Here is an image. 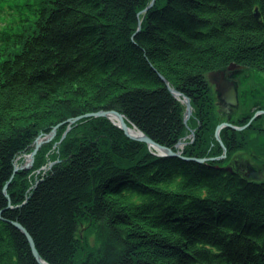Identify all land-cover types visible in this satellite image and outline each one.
Wrapping results in <instances>:
<instances>
[{
	"label": "trees",
	"instance_id": "16d2710c",
	"mask_svg": "<svg viewBox=\"0 0 264 264\" xmlns=\"http://www.w3.org/2000/svg\"><path fill=\"white\" fill-rule=\"evenodd\" d=\"M14 1L27 16L0 38V264H40L13 220L50 264H264V178L232 166L264 145V114L222 128L227 156L214 159L226 115L208 77L232 63L264 75V0H156L141 15L151 0ZM161 75L190 98L187 122ZM253 84L238 87L231 123L264 109ZM110 109L208 160L159 156L104 116L63 138L70 118Z\"/></svg>",
	"mask_w": 264,
	"mask_h": 264
},
{
	"label": "water",
	"instance_id": "95a60500",
	"mask_svg": "<svg viewBox=\"0 0 264 264\" xmlns=\"http://www.w3.org/2000/svg\"><path fill=\"white\" fill-rule=\"evenodd\" d=\"M156 0H151L150 3L148 4L147 7H145L142 11H140L139 15L146 13L149 9H151L154 4H155ZM257 13V12H256ZM235 66H240L237 65L236 63L231 64L228 68L232 69ZM161 77L163 78V80L166 81V79L161 75ZM209 78L210 81L215 84L216 86V90L217 92L220 93L221 97L225 100V102L228 103V106H234L237 105L239 100H238V92L236 89V85L235 83L230 80L227 77H224V75H221L218 71H212L211 73H209ZM167 85L169 86L171 92L174 94V96L178 99H181L182 102L186 105V110H185V116H184V121L187 122L188 119L190 118V116L192 115L193 112V108H192V104H191V100L188 96H186L185 94H183L181 91H178L174 88H172L168 81ZM264 113V110H259L257 111L254 116L251 118V120L244 126H238V125H234L229 121H222L221 123L218 124L217 128H216V138L219 140V142L221 143V145L224 147V154L221 156H218L214 159H223L227 156V148L224 145L221 137H220V131L222 128L224 127H231L233 129L236 130H242L244 128H246L248 125L251 124V122L256 118L257 115ZM97 116H104L109 118L115 125H117L118 127H120L125 135L131 139H135V140H139V141H143L145 143L148 144V146L153 149L154 153L159 155V156H179L182 157L186 160H196L199 162H205L206 158H189V157H185L183 156V147L186 144V142H184L183 140H180L177 143V147L178 150H173V148L171 147H167L165 145H162L158 142H156L155 140H153L151 137H149L148 135H146L141 129H139L135 124L132 123V126L129 125L127 117L124 113L116 110V109H110V110H102V111H98V112H89V113H85L82 115H79L77 117L74 118H70L67 122L69 124H73L83 118H89V117H97ZM58 125L50 132V133H42L40 135H38L34 141V149L32 150V152H30L28 154L29 156V161L25 163V165L22 166H17L15 163V169L14 172L16 173L19 169H23V168H31L33 163H34V159H35V155L38 152L40 146L47 141H50L53 136L56 133V129H57ZM70 128V126H69ZM68 131V130H67ZM66 131V132H67ZM43 137H45V139H42ZM65 137V135H63V138ZM53 163H51L50 166H52ZM228 170H232V167L228 166L227 167ZM13 177V176H12ZM10 182H8L5 186H4V193L7 195V197L9 198L8 195V185ZM9 207L11 206V202H9ZM1 215V212H0ZM12 223L19 228L28 238L31 248H32V252L34 254V256L36 257V259L38 260V262L40 264H50L49 262H47L46 260H44L41 255L39 254L34 239L33 237L30 235V233L28 232V230L19 222V221H15L13 220Z\"/></svg>",
	"mask_w": 264,
	"mask_h": 264
},
{
	"label": "rangeland",
	"instance_id": "374dc122",
	"mask_svg": "<svg viewBox=\"0 0 264 264\" xmlns=\"http://www.w3.org/2000/svg\"><path fill=\"white\" fill-rule=\"evenodd\" d=\"M9 1H12L13 3L15 2L14 0H9ZM9 1L0 0V38H1V35L3 33H10V32L15 31L16 26L18 25V23H20L21 17L23 15H24V18L27 16V14H26L27 10L21 11L19 8L13 7L14 4L13 3L11 4ZM235 69H237L236 72H238L239 77H240L239 78V82H237V86L238 87L240 85H242L244 80H245L246 83H248L249 80L252 81V84L255 83V84H253V86H255L256 88L260 87L261 86L260 84H264V75L262 73L257 72V71H255L253 69H250L248 67H244L242 65L235 66L233 70H235ZM215 88H216V86H215ZM217 93H218L217 97H218L219 111H220V113L223 116L226 115L225 116V118H226L225 120H229V117L234 114L236 109H239L240 112L243 110L242 107H241V104L239 102H238L237 105H234V106L225 105V100L221 97L219 92H217ZM257 94H262L260 92V88H259ZM258 99H259V97H258ZM238 100H239V98H238ZM254 103H255V105H257L258 103H260V101L256 100V101H254ZM228 109L230 110V112H228ZM261 115L262 114L257 115L256 118H258L259 116L261 117ZM81 120H79V121H81ZM79 121H77L75 123H78ZM75 123H73V124H75ZM68 125L70 127H72V124H68ZM67 130L69 131L70 128H68ZM67 132L63 133V135H65V137L67 135ZM56 135H57V129H56V133L53 136V138L50 141L44 142L40 146L39 150H41V148L45 144L50 143L51 141H53V139L56 137ZM62 140H63V138L61 137L59 142H62ZM263 142H264V140H263ZM56 145H57V143H55V145H53L51 147L50 151H48L46 153L45 157L49 158V155H51L53 153V151H57ZM185 145H184V147H185ZM184 147H183V150H184ZM39 150H38V152H39ZM27 154H29V153H27ZM35 158H36V155H35ZM19 159L20 158H18L16 160L17 163H20ZM34 161H35V159H34ZM54 161L50 160L49 164H50V162L53 163ZM232 166L241 169L245 173H249V174H252L253 176L264 178V145L261 146V149L259 148V151H252L251 153L245 152V151L244 152H239L237 154V156L234 158ZM261 178H258V179H261ZM93 238H94V236H90L89 241L93 242Z\"/></svg>",
	"mask_w": 264,
	"mask_h": 264
},
{
	"label": "flooded vegetation",
	"instance_id": "af4514ba",
	"mask_svg": "<svg viewBox=\"0 0 264 264\" xmlns=\"http://www.w3.org/2000/svg\"><path fill=\"white\" fill-rule=\"evenodd\" d=\"M234 69V68H233ZM233 69H229L228 67L226 69H223V70H219L218 72L221 74V75H224V77H227L229 78L230 80H232L235 85H236V89H237V92H238V86H237V82H239V74L238 72H236L237 69L233 70ZM209 77V76H208ZM210 79V78H209ZM225 105L228 106V103L225 102ZM261 110H264V109H261ZM259 111V110H258ZM228 112H230V110L228 109ZM263 114V113H262ZM254 116V115H253ZM251 120V119H250ZM225 121H229V120H225ZM230 122V121H229ZM233 124V123H232ZM235 125V124H234ZM229 127V126H228ZM231 167V166H230Z\"/></svg>",
	"mask_w": 264,
	"mask_h": 264
},
{
	"label": "bare ground",
	"instance_id": "6f19581e",
	"mask_svg": "<svg viewBox=\"0 0 264 264\" xmlns=\"http://www.w3.org/2000/svg\"><path fill=\"white\" fill-rule=\"evenodd\" d=\"M179 100H181V99H179ZM182 101V100H181ZM131 126V125H130ZM42 139H45V137H43ZM20 159V163H17L16 162V165L17 166H22V165H25V163L26 162H28L29 161V156H28V154H26L25 156H24V159L23 160H21V157H19ZM50 165H51V163H50Z\"/></svg>",
	"mask_w": 264,
	"mask_h": 264
}]
</instances>
